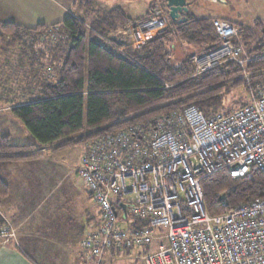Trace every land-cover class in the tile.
Wrapping results in <instances>:
<instances>
[{"label":"built area","instance_id":"2783aa9c","mask_svg":"<svg viewBox=\"0 0 264 264\" xmlns=\"http://www.w3.org/2000/svg\"><path fill=\"white\" fill-rule=\"evenodd\" d=\"M162 4L128 25L132 48L166 28ZM212 26L219 41L190 57L194 74L230 60L249 82L252 55L239 28L218 17ZM221 170L234 178L264 172V74L248 102L230 112L206 116L188 105L86 142L76 172L97 215L80 240L82 259L101 264L111 248H137L139 264H264L263 197L207 209L201 180ZM14 236L11 224L0 225V239Z\"/></svg>","mask_w":264,"mask_h":264},{"label":"trees","instance_id":"16d2710c","mask_svg":"<svg viewBox=\"0 0 264 264\" xmlns=\"http://www.w3.org/2000/svg\"><path fill=\"white\" fill-rule=\"evenodd\" d=\"M162 5L169 22L167 28L146 39L139 49L132 48L128 40L122 42L116 32L133 20L120 7L105 9L97 0H74L73 14L51 26L38 24L32 28L0 22V31L9 32V39H3L1 47L6 51L1 52L9 54L10 48L16 49L21 60L24 49L25 60L35 62L36 69L21 80L26 83L1 82L0 90L7 93L10 111L37 143L46 145L78 135L54 147L60 148L188 105L209 116L230 112L248 102L249 92L263 85V25L235 23L252 55L246 65L249 82L241 78L242 69L230 60L195 75L190 56L181 58L172 46L177 41L206 48L216 45L219 39L212 26L213 17L197 16L189 10L186 19L178 22L170 19L165 1ZM46 37L55 40L52 57L58 61H53L49 53L47 57L44 53L34 55L35 45ZM46 60H50L49 66ZM44 71L40 80V72ZM237 85L244 87L248 98L237 107L226 108L225 94L230 86ZM33 148L34 143H13L8 134L0 136V199L7 197L13 187L8 166L38 157L40 152H31ZM28 177L21 181L26 189ZM201 186L209 213H219L225 210L222 202L230 208L264 198V172L256 170L251 178H234L221 170L204 177ZM218 193H224V199ZM0 221V225L9 223L1 214ZM112 250L119 251L111 248L106 254Z\"/></svg>","mask_w":264,"mask_h":264},{"label":"rangeland","instance_id":"374dc122","mask_svg":"<svg viewBox=\"0 0 264 264\" xmlns=\"http://www.w3.org/2000/svg\"><path fill=\"white\" fill-rule=\"evenodd\" d=\"M163 1L165 0H156L157 3H162ZM188 2L191 8L209 6L212 9L222 10L239 17L240 21L246 25L260 23L264 27V0H225L222 3H217V0H187ZM162 9L164 10L163 6ZM168 23L167 21L166 28ZM124 36L127 38L126 33ZM3 39H9V32L0 31V80L23 79L26 75H29L31 70L36 69L35 62L31 63L30 60L29 62L25 60L24 49H22L23 56L21 60L17 57L16 49L12 51L10 48V51L8 50L9 54L1 52ZM37 43L34 47V55L36 57L41 53H44L45 57H47V53H49L53 61H58L57 58L54 59L52 57L53 51L51 50L52 48L54 49L55 40L52 41L51 37H46L40 39ZM177 60L173 59L174 62H177ZM48 61L50 60H46V66H49ZM54 64H57V62ZM11 70L20 76L13 77L14 74L7 73L11 72ZM43 73L45 71L40 72V80ZM242 75L243 73H241V78L243 79ZM7 98V93L4 90H0V136L4 133L8 134L10 141L13 143H34L35 148L30 151L34 153L40 152V155L36 158L14 163L18 167L27 170V177L29 176L28 179L30 180L28 181V189H25L19 197L22 206L21 210L22 212H30L28 213L30 216L32 212V217H36V223L45 225V227L43 225L40 226L42 230H39L36 235L38 239L36 236L30 239H22L24 243L22 246L29 250L32 246L33 249L39 242V247L43 248L46 254L55 257L57 264L59 262L65 264L72 258L76 248L77 251L78 249L80 250V239L88 230L89 221L97 215V208L87 192L85 182L76 172L87 140L75 141L60 148L54 147L56 144L63 143L66 139L78 135L69 136L46 145L37 143L25 129L22 122L12 114L10 111L11 105L5 100ZM247 98L248 95L243 86H230L224 98L225 107H237L240 102ZM27 191L28 194L25 193ZM28 214L23 218V222L28 223L26 227L30 226V221L26 218ZM44 238H46V244L43 246L42 244L45 243ZM52 240L55 242L51 243ZM36 249L35 247L34 252L29 251L37 260H41L43 252ZM139 254L140 252L137 248L129 252L126 250H112V255L106 260L105 264H139ZM81 263L90 264V261L84 262L82 259ZM101 263H103V260Z\"/></svg>","mask_w":264,"mask_h":264},{"label":"crops","instance_id":"0c3cea01","mask_svg":"<svg viewBox=\"0 0 264 264\" xmlns=\"http://www.w3.org/2000/svg\"><path fill=\"white\" fill-rule=\"evenodd\" d=\"M73 1L74 0H0V22L14 23L20 26L32 28L38 24L51 26L52 24L58 23L67 16L73 14ZM155 1L156 0H97V2L101 4V7L105 9L116 6L120 7L125 15L134 22L148 18V16L151 14V9L152 6H154ZM217 1V3H222L225 0ZM187 6L188 11L190 10V12L197 16H211L213 18L218 17L228 19L236 24L246 25L242 21H240L241 19L239 17H235L229 13L223 12L222 10L212 9L209 6H205L203 8H191L189 2L187 3ZM133 21L129 24L133 23ZM128 25L119 28L116 31L119 34L122 42L127 40L124 34L125 28H127ZM172 49L178 51L179 56L182 58L185 56L191 57L192 55L201 54L206 49V47L186 43L183 41H177L172 46ZM1 51L6 50L4 48ZM7 73H10L12 75L14 74L12 70L11 72ZM19 74H21V72H19ZM16 76L18 77L20 75H13V77ZM25 77L23 79H25ZM12 79L14 80H0V82H7L9 84L26 83V81H21L23 79ZM8 170L10 171V180H12L13 182V187L7 197H5L4 199H0V214L4 218V220L8 221L13 227L15 231V237L0 239V264H57L55 257L46 254L45 250L39 247V242L35 247L39 249V251L41 250V252H43L41 260H37L33 255H31L29 251L31 250V252H34L35 247L32 249V246L31 248H29V250H26L22 246L24 244L22 239L34 238V236L39 233V230H42L40 226L43 225L45 227V225L42 223H36V217H32V212L30 216V214H28L30 212H22L21 210L22 206L19 201V197L26 189V187L24 188V186L22 185L21 181L26 180L27 170L18 167L14 163L8 166ZM20 172H22L23 174ZM26 194H28V191L26 192ZM26 214H28L26 217L27 220L29 219L30 221L29 227H26L28 223L23 222V218ZM36 238L38 239L37 236ZM44 240L45 243L42 244L43 246L46 244V238H44ZM54 242L55 241L53 240L51 241V243ZM52 252L55 253L53 250ZM111 255L112 251L108 252L102 264H105L106 260L109 259ZM68 261L69 262H65V264H82L80 250L78 249L77 251L76 248L74 255ZM59 264L62 263L59 262Z\"/></svg>","mask_w":264,"mask_h":264},{"label":"water","instance_id":"95a60500","mask_svg":"<svg viewBox=\"0 0 264 264\" xmlns=\"http://www.w3.org/2000/svg\"><path fill=\"white\" fill-rule=\"evenodd\" d=\"M168 7V15L171 20L181 22L186 19L185 13L188 11L187 0H165ZM225 194L220 195V199H224Z\"/></svg>","mask_w":264,"mask_h":264}]
</instances>
